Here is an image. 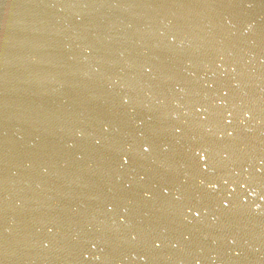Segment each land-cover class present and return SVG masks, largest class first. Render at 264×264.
I'll use <instances>...</instances> for the list:
<instances>
[{
    "label": "water",
    "instance_id": "1",
    "mask_svg": "<svg viewBox=\"0 0 264 264\" xmlns=\"http://www.w3.org/2000/svg\"><path fill=\"white\" fill-rule=\"evenodd\" d=\"M0 264H264V0H0Z\"/></svg>",
    "mask_w": 264,
    "mask_h": 264
}]
</instances>
